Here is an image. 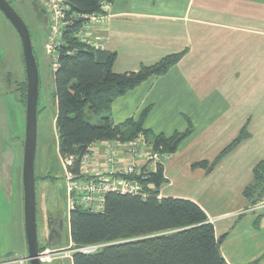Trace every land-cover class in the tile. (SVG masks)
<instances>
[{
	"label": "crops",
	"instance_id": "obj_1",
	"mask_svg": "<svg viewBox=\"0 0 264 264\" xmlns=\"http://www.w3.org/2000/svg\"><path fill=\"white\" fill-rule=\"evenodd\" d=\"M107 3L104 22L92 29L89 44L117 53L115 72L138 70L186 50L166 74L116 98L113 123L137 120L147 108L143 126L155 134L184 132L191 122L193 130L176 152L161 158L166 181L159 197L197 203L216 236H224L220 250L226 264H264V199L251 207L243 193L264 160V0ZM52 24L51 18L46 51ZM242 129L245 137L212 169L195 166L211 165ZM108 141L91 145L100 167ZM7 164V154H0V203L10 200ZM27 256L26 243L17 251L0 244V264H30Z\"/></svg>",
	"mask_w": 264,
	"mask_h": 264
},
{
	"label": "trees",
	"instance_id": "obj_2",
	"mask_svg": "<svg viewBox=\"0 0 264 264\" xmlns=\"http://www.w3.org/2000/svg\"><path fill=\"white\" fill-rule=\"evenodd\" d=\"M104 1L110 0H65L69 6L67 15L98 12ZM83 21L82 18H72L65 27L54 72L58 151L63 161L71 160V164L66 165L67 170L75 176L80 174L81 159L92 144L108 140L128 142L139 134L147 137L154 150L174 154L192 132L191 122L184 132L170 136L155 134L143 126L149 108L137 120L128 118L114 124L112 104L116 98L149 78L166 74L186 50L166 55L154 64H142L138 70L117 73L114 71L116 52L95 48L76 38L75 33ZM14 76L9 73L8 79L16 84L14 90L26 107V73L22 80L12 79ZM93 116L99 118L98 123L91 121ZM244 137L245 129H242L240 136L211 165L201 161L195 166L212 169L221 156ZM165 181L164 167L160 162L157 169L142 181L147 187L146 196L112 191L106 196L103 211L73 208L69 213L73 247L104 246L91 253L74 251L72 264H226L220 250L224 236H216L213 224L194 201L160 198V187ZM243 193L251 207L263 201L264 160L254 167L253 180ZM260 221L261 215L255 225L258 226ZM43 249L40 246V250Z\"/></svg>",
	"mask_w": 264,
	"mask_h": 264
},
{
	"label": "rangeland",
	"instance_id": "obj_3",
	"mask_svg": "<svg viewBox=\"0 0 264 264\" xmlns=\"http://www.w3.org/2000/svg\"><path fill=\"white\" fill-rule=\"evenodd\" d=\"M8 1L30 30L40 73L35 172L38 239L44 247L42 264H72L73 252L81 247H73L70 239L67 178L58 151L56 58L45 49L51 18L47 11H41L40 0ZM9 73L15 75L12 79L25 77L23 51L16 29L0 10V154H7L10 174V200L0 203V244L3 250L17 251L27 244L23 184L26 107L14 90L16 84L8 79ZM91 121L98 123L99 118L93 116ZM45 177L49 178L43 180ZM51 215L60 217L64 227L61 238H53L49 244L46 237Z\"/></svg>",
	"mask_w": 264,
	"mask_h": 264
},
{
	"label": "built area",
	"instance_id": "obj_4",
	"mask_svg": "<svg viewBox=\"0 0 264 264\" xmlns=\"http://www.w3.org/2000/svg\"><path fill=\"white\" fill-rule=\"evenodd\" d=\"M41 6L50 13L53 24L47 43V52L55 54L54 68L58 50L63 45L62 34L65 27L71 23L72 18H82L83 24L76 31V38L83 43L89 44L92 29L104 22L108 12V3H101V10L91 14L67 15L69 6L64 0H40ZM123 155L127 160H122ZM165 154L154 150L153 144L139 134L135 139L122 142L109 140L105 144L104 166L100 167L99 160L91 146L81 159L80 174L73 175L67 170L66 165L71 160L63 161L67 178V201L68 209L80 207L93 212L105 209L106 196L109 192L147 195V187L144 181L148 174L155 171L161 158ZM104 244L83 246L79 251L91 253L99 250ZM42 257H44L42 252Z\"/></svg>",
	"mask_w": 264,
	"mask_h": 264
},
{
	"label": "water",
	"instance_id": "obj_5",
	"mask_svg": "<svg viewBox=\"0 0 264 264\" xmlns=\"http://www.w3.org/2000/svg\"><path fill=\"white\" fill-rule=\"evenodd\" d=\"M0 10L16 29L22 44L27 81L23 160L25 231L28 244V256L25 259L30 264H42V251L38 239L37 176L35 172L40 73L32 36L26 22L8 0H0Z\"/></svg>",
	"mask_w": 264,
	"mask_h": 264
},
{
	"label": "flooded vegetation",
	"instance_id": "obj_6",
	"mask_svg": "<svg viewBox=\"0 0 264 264\" xmlns=\"http://www.w3.org/2000/svg\"><path fill=\"white\" fill-rule=\"evenodd\" d=\"M48 220V236L46 237V239L47 242H49L50 244L53 238H61L64 227V221L60 217H52V215Z\"/></svg>",
	"mask_w": 264,
	"mask_h": 264
},
{
	"label": "bare ground",
	"instance_id": "obj_7",
	"mask_svg": "<svg viewBox=\"0 0 264 264\" xmlns=\"http://www.w3.org/2000/svg\"><path fill=\"white\" fill-rule=\"evenodd\" d=\"M147 138V137H146Z\"/></svg>",
	"mask_w": 264,
	"mask_h": 264
}]
</instances>
